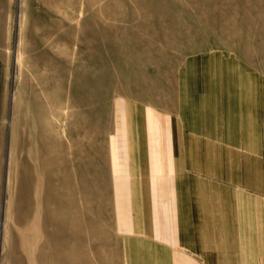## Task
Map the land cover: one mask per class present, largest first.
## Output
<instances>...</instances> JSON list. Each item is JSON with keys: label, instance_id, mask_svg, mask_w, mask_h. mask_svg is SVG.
Returning a JSON list of instances; mask_svg holds the SVG:
<instances>
[{"label": "rangeland", "instance_id": "obj_1", "mask_svg": "<svg viewBox=\"0 0 264 264\" xmlns=\"http://www.w3.org/2000/svg\"><path fill=\"white\" fill-rule=\"evenodd\" d=\"M2 1L0 264H167L117 229L113 101L211 49L264 73V0Z\"/></svg>", "mask_w": 264, "mask_h": 264}, {"label": "crops", "instance_id": "obj_2", "mask_svg": "<svg viewBox=\"0 0 264 264\" xmlns=\"http://www.w3.org/2000/svg\"><path fill=\"white\" fill-rule=\"evenodd\" d=\"M2 81L0 55V109ZM119 88L108 145L121 236L160 246L167 264H264V73L211 49L170 85Z\"/></svg>", "mask_w": 264, "mask_h": 264}]
</instances>
